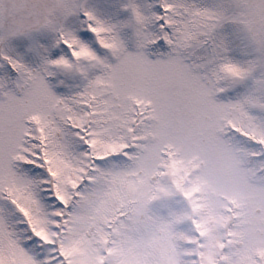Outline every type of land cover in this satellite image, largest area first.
<instances>
[{
    "label": "snow or ice",
    "instance_id": "6c2138e0",
    "mask_svg": "<svg viewBox=\"0 0 264 264\" xmlns=\"http://www.w3.org/2000/svg\"><path fill=\"white\" fill-rule=\"evenodd\" d=\"M0 264H264V0H0Z\"/></svg>",
    "mask_w": 264,
    "mask_h": 264
}]
</instances>
